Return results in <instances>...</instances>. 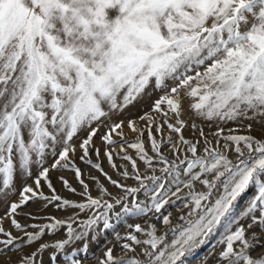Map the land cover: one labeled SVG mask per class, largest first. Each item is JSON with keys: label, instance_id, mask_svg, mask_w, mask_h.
Wrapping results in <instances>:
<instances>
[{"label": "snow or ice", "instance_id": "1", "mask_svg": "<svg viewBox=\"0 0 264 264\" xmlns=\"http://www.w3.org/2000/svg\"><path fill=\"white\" fill-rule=\"evenodd\" d=\"M156 92L138 117L143 126L114 120ZM258 117L264 0H0V200L16 191L17 176L22 181L19 201L0 217V256L14 246L24 253L15 264H44L45 252L49 264H84L93 255L89 238L111 232L116 244L99 264H187L213 237V248L223 246L216 264H264V136L245 123L264 126ZM230 122L236 127L226 131ZM189 127L195 139L183 134ZM101 128L119 180L102 166L94 142ZM61 170L74 172L79 191L58 179L80 200L58 192L50 172ZM29 202L66 215L28 231L16 214ZM178 202L187 212L173 224ZM49 232L53 240L42 241ZM25 237L28 251L16 243Z\"/></svg>", "mask_w": 264, "mask_h": 264}, {"label": "rangeland", "instance_id": "2", "mask_svg": "<svg viewBox=\"0 0 264 264\" xmlns=\"http://www.w3.org/2000/svg\"><path fill=\"white\" fill-rule=\"evenodd\" d=\"M159 95H161V93L156 92L153 94V96L149 99V98H145L144 100L140 101V103L136 104L134 107H130L125 113H123L120 116L114 117V120H125L127 121L129 118L132 119H136L137 123L140 126L144 125V121H140L138 119V117L140 115H143V113L145 111H149L151 109V105L152 102L157 99L159 97ZM185 107H187V101L185 102ZM258 119H264V118H259ZM251 122L253 124V127L251 129V134L255 135L257 137H261L264 136V126H262L261 124L257 123L256 121H245V123H249ZM236 127V125L232 124L231 122L225 126V130L227 131L228 128H234ZM205 132H208L209 129L205 126L204 128ZM213 131L215 130L214 128L212 129ZM105 131L104 128L100 129V132L97 134V136L94 138V142L96 144V146L100 147L101 149V156H100V160L102 162V166L104 167L105 171L108 172L109 175H111L113 177V179H121V177L118 174L117 170H114L111 168L110 164L107 161L106 156H104V145L102 143V141L100 140V134H102ZM192 129L186 128L184 131V135L185 137L188 138H193L195 139V137H193L192 135ZM124 132L126 134V137L128 139H134L135 138V134L131 133L130 130L127 128V125L125 124L124 127ZM165 132H167V128H165ZM81 135H86L85 133H82ZM175 135V134H173ZM198 135V134H197ZM118 139V138H117ZM145 140H146V144H147V133H145ZM117 150H119V145L115 146ZM125 147H127V145H125ZM167 151V149H165ZM128 152L133 155L135 157V151L133 149L128 148ZM231 154V153H230ZM93 160L96 159V156L93 154L92 156ZM117 165H123L125 163H128L126 161H122L119 157H114ZM52 163V159L48 158L47 160V165H50ZM76 163L82 168L85 169L86 165H84L82 162H80L78 159L76 161ZM139 166L141 168V171H143L144 169V164L142 162H139ZM129 170L131 171V165L130 163L128 164ZM94 171V170H93ZM95 175L99 176L100 180L109 188V191L113 192V193H117L119 192V189L113 187L105 178L104 176L99 173V172H94ZM159 174V173H157ZM60 175H63L66 179L69 180V182L77 188V190H80V185L78 184V182L75 179V174L74 172L68 171V170H61L59 172L57 171H52L50 172V176L52 177L54 184L58 190V192L65 197L74 199V200H80L81 197L79 195H72L68 190H66L62 183L60 182V180L58 179V177ZM124 182V181H122ZM27 183L31 184L32 181L28 180ZM127 184L129 185H134L136 182L132 179H129L126 181ZM22 185V181L19 178V176H17L16 180H15V189L16 191L12 194H10V196L8 197V201L5 202L3 200H0V217H4L5 213L9 211V204L12 201H16L18 202L20 199V188ZM197 187H202L200 185H198ZM46 193H48V189L45 188L44 189ZM185 191H187L185 189ZM252 194L251 190H249L247 193H245L244 197L241 198V205H243L244 200L250 196ZM93 195H96V191L93 190ZM141 199H143V196H141ZM173 213L172 215V221L173 224L176 223H183L179 217L182 213H186L187 209H182L179 206V202L177 204V206L173 207L170 209ZM117 211H119V208H117ZM28 213H33L32 216L27 215ZM66 215V212H61L58 211L57 209H55L54 207L49 206L47 209H43L39 206V203L37 202H29L26 206H23L21 209L17 210V214H16V219L21 222L22 224L28 225L27 230L28 231H33L34 229L31 227V225L33 224H43L46 223L50 220V218L52 216H56V217H64ZM85 214H82V216ZM143 223V220H136V219H131L129 220V223ZM153 223L157 224V226L159 228H162L163 225L160 223V221H152ZM3 226L8 229L11 230L13 232L14 235L17 236H21L23 237V232L20 229H16L13 225H11V222L9 219L5 218L3 220ZM118 230L120 231L121 234L124 233L125 228L123 226H120L118 228ZM61 235H63V232L61 233ZM219 235V233L217 234ZM105 236L107 237V241H110V243H106L105 241ZM0 238H2V236H0ZM42 241H52L53 240V234L51 232H49L47 235H45L44 237L41 238ZM169 240H171V237H169ZM216 237H213V239L211 241H209L208 244L202 246L193 256H191L188 259L187 264H216L217 261V256L218 253L222 250L223 246L222 245H216L215 248L212 247V244L215 242ZM16 243H19L21 245V247L25 250L28 251L29 249V245L26 243V237L24 238V240L22 241H17ZM83 241L81 242H77V247L80 246V244H82ZM114 244H116L115 238L113 236V234L111 232H107L104 235H101L98 238L97 242H92L91 239L89 238V250L91 253H93V255H89L87 256L86 259H84V264H99V259L102 258L104 256V252L106 251L107 247H111ZM36 244L34 243L31 246V249L34 250L36 248ZM11 250L7 251L5 253L4 256H0V262L4 261L7 259V257H11V260L13 262V264H15V262L21 257L23 256V252H17L16 248L14 246H10ZM120 251L119 246H117L114 249V254L118 253ZM137 251H139V249H137ZM59 255V260L61 262L64 261V254H58ZM254 255H259V253H254ZM84 258V255L82 254V257ZM42 259L44 261V264H49V253L45 252L42 254ZM51 264H57L56 261H52Z\"/></svg>", "mask_w": 264, "mask_h": 264}]
</instances>
